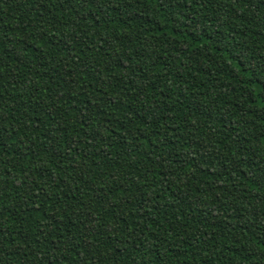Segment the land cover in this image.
Returning a JSON list of instances; mask_svg holds the SVG:
<instances>
[{
	"label": "trees",
	"instance_id": "trees-1",
	"mask_svg": "<svg viewBox=\"0 0 264 264\" xmlns=\"http://www.w3.org/2000/svg\"><path fill=\"white\" fill-rule=\"evenodd\" d=\"M0 264H264V0H0Z\"/></svg>",
	"mask_w": 264,
	"mask_h": 264
}]
</instances>
